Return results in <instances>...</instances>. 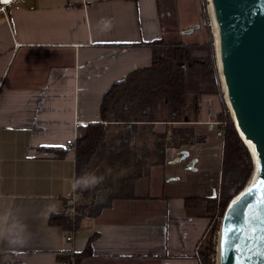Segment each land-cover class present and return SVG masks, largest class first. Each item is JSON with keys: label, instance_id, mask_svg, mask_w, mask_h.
Listing matches in <instances>:
<instances>
[{"label": "crops", "instance_id": "0c3cea01", "mask_svg": "<svg viewBox=\"0 0 264 264\" xmlns=\"http://www.w3.org/2000/svg\"><path fill=\"white\" fill-rule=\"evenodd\" d=\"M201 5L28 0L0 17V264H62L88 246L92 255L74 264H201L208 202L219 198L223 176L216 95L202 98L196 122L153 124L172 145L164 162L136 182L132 198L113 200L78 227L51 224L53 215H70L66 209L79 201L72 146L82 127L101 121L105 93L152 66L154 43L206 45ZM177 129L183 131L178 138ZM43 148L70 151L62 157ZM189 197L203 200L199 208L186 206ZM69 247L73 253L65 252Z\"/></svg>", "mask_w": 264, "mask_h": 264}, {"label": "trees", "instance_id": "16d2710c", "mask_svg": "<svg viewBox=\"0 0 264 264\" xmlns=\"http://www.w3.org/2000/svg\"><path fill=\"white\" fill-rule=\"evenodd\" d=\"M204 13L203 22L210 34L206 45H187L179 40L154 43L151 45L154 50L152 66L113 83L105 93L101 102V121L82 127L72 146L79 182L76 217L53 215L51 224L71 227L74 223L78 227L82 219L98 216L111 206L113 200L132 198L136 182L146 176L151 165L164 162L161 157L165 158L168 145H172L167 133L152 131L153 124L196 122L201 114L202 98L222 96L206 7ZM195 50L205 51L207 56L194 57L192 53ZM223 108L217 116L228 121L223 176L219 198L208 202L210 219L223 216L227 204L242 190L252 172L250 155L233 126L229 112L225 106ZM181 130H175V137L183 134ZM42 150L63 157L70 148ZM85 184L90 186L83 187ZM202 201L199 197H189L185 203L194 210ZM214 233L212 230L199 244L201 264H214L217 240ZM90 255L91 247L88 246L73 258L79 262Z\"/></svg>", "mask_w": 264, "mask_h": 264}, {"label": "water", "instance_id": "95a60500", "mask_svg": "<svg viewBox=\"0 0 264 264\" xmlns=\"http://www.w3.org/2000/svg\"><path fill=\"white\" fill-rule=\"evenodd\" d=\"M206 1L223 101L252 161L223 213L215 262L264 264V0Z\"/></svg>", "mask_w": 264, "mask_h": 264}, {"label": "built area", "instance_id": "2783aa9c", "mask_svg": "<svg viewBox=\"0 0 264 264\" xmlns=\"http://www.w3.org/2000/svg\"><path fill=\"white\" fill-rule=\"evenodd\" d=\"M28 2V0H12L6 4L1 5L0 4V17L7 15L9 12L13 11V10H19L20 8H22L26 3ZM213 124L215 126V134L217 137L221 138V139H225V130L228 127V121L227 120H219L215 117H213ZM66 213L70 214L72 216H75V201L73 200V204L66 209ZM73 235L72 234H68L67 236V241L71 244L73 242ZM65 252L67 253H73L72 248H65ZM74 257V254L72 255ZM75 260L74 258H72V261H65L62 264H74ZM214 264H216L215 262V258L213 259Z\"/></svg>", "mask_w": 264, "mask_h": 264}, {"label": "rangeland", "instance_id": "374dc122", "mask_svg": "<svg viewBox=\"0 0 264 264\" xmlns=\"http://www.w3.org/2000/svg\"><path fill=\"white\" fill-rule=\"evenodd\" d=\"M206 0H201V10H202V15H205V7L207 8V6H206V2H205ZM203 19V18H202ZM204 26H205V22H204ZM199 51V50H198ZM197 56H199V57H201V55H199V53L197 54ZM215 57V56H214ZM216 96H218L219 97V99H220V103H221V106H222V110H224V108H223V106H225L224 105V101H223V98H222V96H220V95H216ZM222 112V111H221ZM220 112V113H221ZM219 113V114H220ZM219 114H217L216 115V118L217 119H219L217 116L219 115ZM222 120H226L224 117L223 118H221ZM221 119H219V120H221ZM221 219H222V217H220V216H215L213 219H210L211 220V225H210V229H209V232H208V234H207V236L206 237H208L209 235H210V233L212 232V230L214 231L215 230V233L213 234V235H218V231H219V227H220V222H221ZM216 245H217V240H216ZM213 261V260H212Z\"/></svg>", "mask_w": 264, "mask_h": 264}, {"label": "clouds", "instance_id": "9594fccd", "mask_svg": "<svg viewBox=\"0 0 264 264\" xmlns=\"http://www.w3.org/2000/svg\"><path fill=\"white\" fill-rule=\"evenodd\" d=\"M90 185H88V184H85V185H83V187H89Z\"/></svg>", "mask_w": 264, "mask_h": 264}, {"label": "snow or ice", "instance_id": "6c2138e0", "mask_svg": "<svg viewBox=\"0 0 264 264\" xmlns=\"http://www.w3.org/2000/svg\"><path fill=\"white\" fill-rule=\"evenodd\" d=\"M261 187L264 188V185H262Z\"/></svg>", "mask_w": 264, "mask_h": 264}]
</instances>
